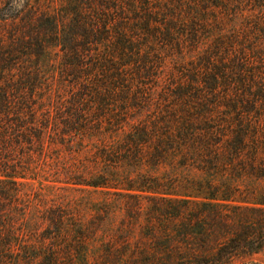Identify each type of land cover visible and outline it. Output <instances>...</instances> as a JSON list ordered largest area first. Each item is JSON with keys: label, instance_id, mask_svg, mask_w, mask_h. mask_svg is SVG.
Wrapping results in <instances>:
<instances>
[{"label": "trees", "instance_id": "16d2710c", "mask_svg": "<svg viewBox=\"0 0 264 264\" xmlns=\"http://www.w3.org/2000/svg\"><path fill=\"white\" fill-rule=\"evenodd\" d=\"M263 181L264 0H0V264H233Z\"/></svg>", "mask_w": 264, "mask_h": 264}, {"label": "rangeland", "instance_id": "374dc122", "mask_svg": "<svg viewBox=\"0 0 264 264\" xmlns=\"http://www.w3.org/2000/svg\"><path fill=\"white\" fill-rule=\"evenodd\" d=\"M23 4V0H19V5ZM141 115V114H140ZM259 174V172H258ZM58 177H56L53 174H51V176L49 175L48 177H41V181L43 182H47V181H55V180H61L62 177H60V179H57ZM51 185H54L55 183H50ZM44 185H47V183H44ZM63 186V185H61ZM37 187H39L37 185ZM247 188L243 187V191L244 193L242 195H239L238 198H250V194L248 195V192H255L258 191L259 193H263L264 192V181L259 183V184H255V185H251L250 191H246ZM88 195V194H86ZM85 194L78 192V193H74V194H69L68 192H62L61 193V198L62 199H72V198H80V197H90V196H86ZM94 198H99L101 197L100 194H96L95 196H93ZM240 199V200H241ZM238 200V199H237ZM233 264H264V252H261L259 254H254L252 256H244L241 258H236L233 262Z\"/></svg>", "mask_w": 264, "mask_h": 264}]
</instances>
